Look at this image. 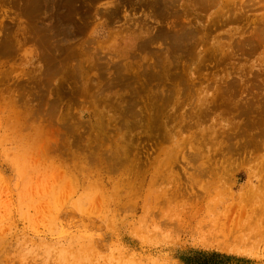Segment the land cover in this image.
I'll return each instance as SVG.
<instances>
[{
	"label": "rangeland",
	"instance_id": "obj_1",
	"mask_svg": "<svg viewBox=\"0 0 264 264\" xmlns=\"http://www.w3.org/2000/svg\"><path fill=\"white\" fill-rule=\"evenodd\" d=\"M184 261L264 264V0H0V264Z\"/></svg>",
	"mask_w": 264,
	"mask_h": 264
},
{
	"label": "trees",
	"instance_id": "obj_2",
	"mask_svg": "<svg viewBox=\"0 0 264 264\" xmlns=\"http://www.w3.org/2000/svg\"><path fill=\"white\" fill-rule=\"evenodd\" d=\"M194 255H195V257L197 256V257H201L203 259L210 258V257H213V256H218L217 254H211V255L205 256V255H203L201 253H198V252H195ZM184 262H185V264H189V262H187V261H184ZM205 264H216V263H205Z\"/></svg>",
	"mask_w": 264,
	"mask_h": 264
},
{
	"label": "bare ground",
	"instance_id": "obj_3",
	"mask_svg": "<svg viewBox=\"0 0 264 264\" xmlns=\"http://www.w3.org/2000/svg\"><path fill=\"white\" fill-rule=\"evenodd\" d=\"M252 142V141H251ZM250 143V142H249ZM251 145V144H250ZM248 204V203H247ZM233 207H235V204H234V206ZM236 207H238V206H236ZM250 207V206H249ZM233 209V208H232ZM237 209V208H236ZM234 210H235V208H234ZM239 211H241V209L239 208ZM250 225V224H249ZM223 227V226H222ZM229 229H230V227H229ZM227 231V230H226ZM232 233V232H231ZM228 234H229V232H228ZM246 237V236H245ZM223 244V243H222ZM91 246V245H90ZM92 247V246H91ZM217 247V246H216ZM218 247H220V248H222V249H224V248H227V247H225V244L224 245H219ZM217 247V248H218ZM87 249H88V247H87ZM87 251V250H86Z\"/></svg>",
	"mask_w": 264,
	"mask_h": 264
}]
</instances>
